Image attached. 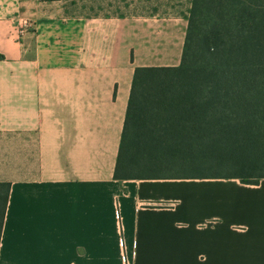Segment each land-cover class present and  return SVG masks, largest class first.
<instances>
[{
	"label": "crops",
	"instance_id": "1",
	"mask_svg": "<svg viewBox=\"0 0 264 264\" xmlns=\"http://www.w3.org/2000/svg\"><path fill=\"white\" fill-rule=\"evenodd\" d=\"M189 10L0 0V264H264V179L114 176L135 69L181 64Z\"/></svg>",
	"mask_w": 264,
	"mask_h": 264
},
{
	"label": "trees",
	"instance_id": "2",
	"mask_svg": "<svg viewBox=\"0 0 264 264\" xmlns=\"http://www.w3.org/2000/svg\"><path fill=\"white\" fill-rule=\"evenodd\" d=\"M178 66L137 67L117 180L264 179V0H191ZM8 182H0V240Z\"/></svg>",
	"mask_w": 264,
	"mask_h": 264
},
{
	"label": "rangeland",
	"instance_id": "3",
	"mask_svg": "<svg viewBox=\"0 0 264 264\" xmlns=\"http://www.w3.org/2000/svg\"><path fill=\"white\" fill-rule=\"evenodd\" d=\"M64 4L65 13L75 18L170 16L187 12L191 0H48ZM191 187L199 184L190 183Z\"/></svg>",
	"mask_w": 264,
	"mask_h": 264
}]
</instances>
